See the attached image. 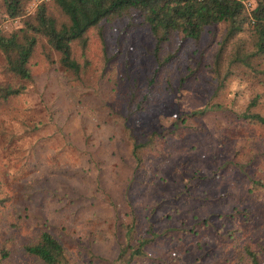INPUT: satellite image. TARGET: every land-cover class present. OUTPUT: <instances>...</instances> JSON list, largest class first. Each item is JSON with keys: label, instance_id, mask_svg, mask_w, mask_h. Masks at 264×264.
<instances>
[{"label": "rangeland", "instance_id": "1", "mask_svg": "<svg viewBox=\"0 0 264 264\" xmlns=\"http://www.w3.org/2000/svg\"><path fill=\"white\" fill-rule=\"evenodd\" d=\"M225 33L176 34L156 51L140 16L103 22L73 45L79 77L39 44L25 93L0 103L8 264H39L23 248L45 231L71 264H124L130 226L155 235L131 264H264V125L243 118L264 117V61L230 68L228 52L219 75ZM5 66L0 52V83ZM135 141L147 145L140 166Z\"/></svg>", "mask_w": 264, "mask_h": 264}, {"label": "trees", "instance_id": "2", "mask_svg": "<svg viewBox=\"0 0 264 264\" xmlns=\"http://www.w3.org/2000/svg\"><path fill=\"white\" fill-rule=\"evenodd\" d=\"M35 1H39L35 12L29 14ZM251 1L254 7L249 11L246 3ZM130 15L144 20L156 41V51L176 34L199 43L209 28L224 26L226 33L216 57L215 72L219 75L228 52L230 68L247 67L254 71L253 60L264 61V0H0V52L9 77L8 82L0 83V103L25 93L33 79L31 60L42 41L60 55L59 64L66 73L79 77L82 66L74 57L73 45L78 43L85 48L92 29ZM9 20H19L20 26L6 30L3 25ZM254 106L253 101L248 113ZM206 112L207 109L188 116ZM243 118L264 125L263 116L246 112ZM157 136L153 133V137ZM146 146L136 141L133 145L138 166ZM133 233L134 227L130 226L120 257L124 264L147 258L145 248L155 239V235L136 238ZM23 250L39 264H71L64 246L48 231ZM10 256L9 248L3 246L0 264H8Z\"/></svg>", "mask_w": 264, "mask_h": 264}, {"label": "built area", "instance_id": "3", "mask_svg": "<svg viewBox=\"0 0 264 264\" xmlns=\"http://www.w3.org/2000/svg\"><path fill=\"white\" fill-rule=\"evenodd\" d=\"M253 7H254V2H253V1H251V2H247V3H246V8H247L248 10H252Z\"/></svg>", "mask_w": 264, "mask_h": 264}]
</instances>
